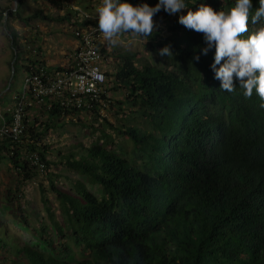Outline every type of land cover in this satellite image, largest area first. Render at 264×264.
<instances>
[{
    "label": "trees",
    "instance_id": "obj_1",
    "mask_svg": "<svg viewBox=\"0 0 264 264\" xmlns=\"http://www.w3.org/2000/svg\"><path fill=\"white\" fill-rule=\"evenodd\" d=\"M129 2L155 6L158 0ZM186 3V10L207 4L227 12L235 0ZM252 7L254 12L259 0H252ZM84 8L89 10L85 4ZM66 13L56 19L71 20V10ZM160 13L169 14L161 9L155 15ZM3 14L15 61H24L25 72L44 65L36 56L25 55L21 35L8 20L27 25L34 18H55L42 10L23 16L19 0ZM178 21L172 17L165 34L155 27L148 38L154 51L171 47L174 55L165 56L164 66L137 63L136 53L125 52L111 72L105 71V93L122 92V100L104 93L105 108L114 104L130 108L131 115L124 114L119 125L106 119L119 136L130 140L128 153L102 130L103 140L84 147L82 154L58 151L54 156L44 139L49 130L68 122L87 124L71 118L77 111L56 103L47 108L48 101L27 115L17 142L0 136V170L6 165L17 191L40 175L24 153L36 152L44 161L48 186L41 185V201L49 221L19 218L45 249L26 242L0 218V264H264V99L255 89L246 98L235 77L234 92L221 89L211 68L215 48L205 55L203 34ZM72 24L98 27L97 19H74ZM261 26L249 21L245 36ZM97 45L106 59L107 45ZM99 111L94 107L85 112L96 119ZM4 116L8 119V112ZM137 118L141 124H129ZM60 166L99 186L100 193L80 178L67 177L70 187L60 184V175L53 170ZM10 188L5 202L20 201L23 192L17 195ZM48 190L56 196L59 216L45 196ZM69 241L79 259L71 260L75 252Z\"/></svg>",
    "mask_w": 264,
    "mask_h": 264
},
{
    "label": "rangeland",
    "instance_id": "obj_2",
    "mask_svg": "<svg viewBox=\"0 0 264 264\" xmlns=\"http://www.w3.org/2000/svg\"><path fill=\"white\" fill-rule=\"evenodd\" d=\"M18 0H0V113L3 114L7 111V108L11 105V100H13L14 95L19 92L22 88V83L25 75L24 69L21 67V64L24 62L19 59L15 61L16 57L11 47L10 36L7 35L4 29V20L6 15L3 14L4 10L8 11L14 9ZM84 4L89 8L86 10ZM102 5V0H54L52 3L50 0H19V9L23 16H28L35 11L42 10V14L48 16H53L55 19L44 20L42 18H34L30 20L29 24H21L16 19H9L8 22L10 25L19 31L18 40L20 41V46L26 50V56H34V53L31 49L27 48V45L31 44L29 39L32 35L36 33L40 37H45L47 39H53L54 35L57 33L65 36L67 41L76 42L77 38L74 36V30L78 26L73 25L74 16L76 15L75 8L86 11L87 13L92 14L94 17L98 16V8ZM68 9L71 10V20L69 21H60L56 18L60 15L66 16ZM189 10L183 9L180 12L175 14H168V16H163L162 13L155 15L153 17L155 27L162 28L163 33L167 32L166 25L171 23L170 19L175 17L179 19L180 15H186ZM6 14V12H5ZM85 26V25H84ZM98 38L100 42L107 45L109 55L104 59V69L107 72H111L114 64L118 63L119 55L125 52H134L137 54V63H150L152 65H165V56L159 55L160 47L157 50H152L149 46L148 40L144 43V40L138 37L135 34L122 33L118 37L119 44L115 47L111 46L103 37V34L98 30ZM26 44H25V42ZM33 46V45H30ZM28 49V50H27ZM108 80V86L111 87V84ZM108 96L112 100H122V92L120 90H110ZM124 114L131 115L130 108L126 105H122V109L119 108L118 104H114L112 107L105 108L99 111V116L94 118V116L89 115L85 111H80L75 117L71 118H80L87 125L82 126L81 124H75L73 122L65 123L64 126L60 128H54L47 132L44 139L51 146V151L54 156L58 151L62 154L74 153L76 156L82 154L84 147L92 145L98 139L103 140L102 130L105 133L109 134L114 143L122 145L125 151L128 153L131 149V142L126 137L119 136L110 125L106 122V119L116 125H119L123 122ZM105 117V119H104ZM141 124V119L137 118L134 122H129V124ZM51 155L50 157L52 158ZM55 158V157H54ZM56 174H59L60 177L58 182L66 187L71 186V182L68 178L76 179L80 178L86 182L88 187L96 194L100 193V188L97 185H91L88 183L87 179L79 176L77 173L66 169L64 166L55 167L53 169ZM17 183L14 182L12 173L7 169L6 165L2 164L0 170V218L5 221L8 226L18 233L26 242L30 243L33 246L45 248L42 244L37 242L35 237H33L19 222L20 216H28L33 223L36 218H46V213L41 201V185L48 186V180L45 175H38L33 178L31 181L27 182L23 188H20L17 191ZM13 188H10V187ZM15 189L17 195L20 191L23 192V198L20 201H15L7 204L5 202L6 194L8 189ZM45 196L49 198L53 210L56 215L59 216L57 211L58 201L55 194L48 190L45 192ZM46 221L48 219L46 218ZM69 244L74 249V256L71 260L79 259V253L76 248L73 247L72 243L69 241Z\"/></svg>",
    "mask_w": 264,
    "mask_h": 264
},
{
    "label": "clouds",
    "instance_id": "obj_3",
    "mask_svg": "<svg viewBox=\"0 0 264 264\" xmlns=\"http://www.w3.org/2000/svg\"><path fill=\"white\" fill-rule=\"evenodd\" d=\"M187 7L186 0H158L155 6L147 3L133 5L129 0H102L96 19L104 39L115 47L119 44L120 34L129 32L145 43L157 31L153 19L156 13L163 9L175 14ZM252 9V0H235L227 12L201 4L195 11L180 15L178 22L203 34L207 45L203 48L205 55L215 48L211 68L214 79L221 82V89L234 92L237 88L235 77L246 98H251L255 89V93L264 99V26L245 36L249 31V21L264 24V0H259V7L254 12ZM159 55L169 58L174 54L171 47L165 45L159 50ZM194 59L199 60V56Z\"/></svg>",
    "mask_w": 264,
    "mask_h": 264
},
{
    "label": "built area",
    "instance_id": "obj_4",
    "mask_svg": "<svg viewBox=\"0 0 264 264\" xmlns=\"http://www.w3.org/2000/svg\"><path fill=\"white\" fill-rule=\"evenodd\" d=\"M75 10L77 12L73 19L82 21L98 17L77 7ZM98 30V27L89 25L78 26L74 30L78 44L72 51L70 64H62L53 69L39 65L25 73L21 90L14 95L7 108L9 118L0 113V136L8 135L12 142H17L25 130L27 115L46 101L47 108L56 103L77 112L94 107L102 110L106 107V99L102 96L106 88V75L104 56L97 45L100 42ZM30 45L27 48L32 47L34 56L41 60L36 48ZM23 156L36 166L40 175L45 173V163L36 152H26Z\"/></svg>",
    "mask_w": 264,
    "mask_h": 264
},
{
    "label": "crops",
    "instance_id": "obj_5",
    "mask_svg": "<svg viewBox=\"0 0 264 264\" xmlns=\"http://www.w3.org/2000/svg\"><path fill=\"white\" fill-rule=\"evenodd\" d=\"M30 41L39 53L40 61L48 69H53L62 64H70L72 51L78 44L77 40L76 42L75 40L73 42L67 41L65 36L60 33L55 34L53 39L48 40H45V37H40L36 33L30 37Z\"/></svg>",
    "mask_w": 264,
    "mask_h": 264
}]
</instances>
